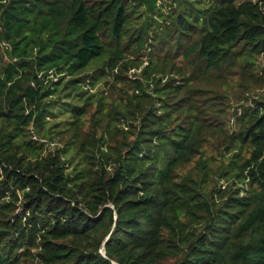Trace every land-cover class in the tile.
I'll return each instance as SVG.
<instances>
[{
	"label": "trees",
	"instance_id": "trees-1",
	"mask_svg": "<svg viewBox=\"0 0 264 264\" xmlns=\"http://www.w3.org/2000/svg\"><path fill=\"white\" fill-rule=\"evenodd\" d=\"M3 43L0 264H264V102L221 107L264 0H0Z\"/></svg>",
	"mask_w": 264,
	"mask_h": 264
},
{
	"label": "rangeland",
	"instance_id": "rangeland-1",
	"mask_svg": "<svg viewBox=\"0 0 264 264\" xmlns=\"http://www.w3.org/2000/svg\"><path fill=\"white\" fill-rule=\"evenodd\" d=\"M242 1H244V0H237L238 3L242 2ZM160 9L162 11L168 12L169 11L168 4L163 3V5L161 6ZM142 11H143V9H141L139 12H142ZM154 12H159V9H155ZM146 17H148V14L144 18L138 19L136 21V23H138V24L143 23V20ZM150 22L152 23L151 35H150V37H148V43H147L146 49L139 54L140 55L139 57L134 56L132 54L129 55V58L131 60L139 59L140 62L144 63V65H146L148 60H151V59L155 58L157 55L161 54V52L163 51V49L166 46L170 47L171 44L172 45L174 44V42H171L170 41L171 39L168 37L162 39L163 44H161V45L158 43H155L154 36L156 35V32L158 31V28L160 27V25H162L163 20H162V18H157L156 20H151ZM167 23H169V22H167ZM137 50L138 49L136 47H134L133 49H131V52H135ZM153 51H156V52L153 53ZM174 54H175V49H174V53H172L170 55L164 54L161 57V59L166 57L169 60H173L177 63L180 60L186 65V67L187 66L189 67L194 62V58L188 62L183 56H181L182 58H179V57L176 58ZM7 56L8 55H7L6 49L4 47L1 48L0 49V57H3L5 62L7 61ZM134 72L140 74L139 71H137L136 69H133L132 71L128 72L129 78H132V79L136 78ZM257 73L259 76H264V60L262 58L259 59V65L257 68ZM211 86H214V85L211 84ZM248 86H249V82L246 81L244 86L240 90H234L232 92H229L228 94H229L230 98L223 101L224 103L221 107L228 114L227 118H226V122H227V127H228L229 131H234L237 128L236 116L239 115L243 106L252 105L253 107H255V106H257L256 103H254V101H256V100H258L260 102H264V82L260 86H257L256 88H252L251 90H249L247 92V95L243 99L238 100L239 96H241L243 93H246ZM101 88H106V87H104L103 85H100V86L98 85V88L91 90V92L97 93V89L100 91Z\"/></svg>",
	"mask_w": 264,
	"mask_h": 264
},
{
	"label": "built area",
	"instance_id": "built-area-1",
	"mask_svg": "<svg viewBox=\"0 0 264 264\" xmlns=\"http://www.w3.org/2000/svg\"><path fill=\"white\" fill-rule=\"evenodd\" d=\"M2 45H4V46L7 47V48L9 47L8 44H6V43H3Z\"/></svg>",
	"mask_w": 264,
	"mask_h": 264
},
{
	"label": "clouds",
	"instance_id": "clouds-1",
	"mask_svg": "<svg viewBox=\"0 0 264 264\" xmlns=\"http://www.w3.org/2000/svg\"><path fill=\"white\" fill-rule=\"evenodd\" d=\"M4 47V45H2Z\"/></svg>",
	"mask_w": 264,
	"mask_h": 264
},
{
	"label": "water",
	"instance_id": "water-1",
	"mask_svg": "<svg viewBox=\"0 0 264 264\" xmlns=\"http://www.w3.org/2000/svg\"><path fill=\"white\" fill-rule=\"evenodd\" d=\"M103 252H104V251H103ZM103 252H102V253H103Z\"/></svg>",
	"mask_w": 264,
	"mask_h": 264
}]
</instances>
